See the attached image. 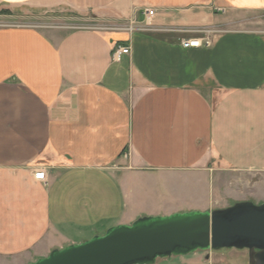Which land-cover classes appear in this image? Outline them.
<instances>
[{
    "label": "crops",
    "instance_id": "crops-1",
    "mask_svg": "<svg viewBox=\"0 0 264 264\" xmlns=\"http://www.w3.org/2000/svg\"><path fill=\"white\" fill-rule=\"evenodd\" d=\"M56 12L108 23L0 26V264L142 216L212 211L215 194L192 182L207 164L264 171V30L223 29L264 0H0V17ZM207 30H222L211 46L181 45ZM251 252L154 264H252Z\"/></svg>",
    "mask_w": 264,
    "mask_h": 264
},
{
    "label": "water",
    "instance_id": "water-1",
    "mask_svg": "<svg viewBox=\"0 0 264 264\" xmlns=\"http://www.w3.org/2000/svg\"><path fill=\"white\" fill-rule=\"evenodd\" d=\"M223 248L253 250L252 264H264V202L142 216L129 225L111 226L103 235L54 248L27 264H154L162 258Z\"/></svg>",
    "mask_w": 264,
    "mask_h": 264
},
{
    "label": "rangeland",
    "instance_id": "rangeland-1",
    "mask_svg": "<svg viewBox=\"0 0 264 264\" xmlns=\"http://www.w3.org/2000/svg\"><path fill=\"white\" fill-rule=\"evenodd\" d=\"M101 16L87 12L77 14L73 12H56L45 14H17L0 17V26L3 25H36L41 29L60 27L63 31L75 28L106 26L107 20L99 19ZM237 22L225 24L223 29H258L264 30V13L248 12L236 16ZM210 32V37L214 33ZM204 174L196 178L194 183L200 186L196 194L211 196L215 194L213 209L232 205L237 199H254L260 201L264 198V171L249 169H233L220 165L207 164ZM192 179V178H191ZM226 250V249H225ZM224 252V251H222ZM235 252V251H234ZM245 252V251H242ZM254 252V251H253ZM251 252V254L253 253ZM250 254V255H251ZM44 257V256H43ZM36 261V260H35Z\"/></svg>",
    "mask_w": 264,
    "mask_h": 264
},
{
    "label": "built area",
    "instance_id": "built-area-1",
    "mask_svg": "<svg viewBox=\"0 0 264 264\" xmlns=\"http://www.w3.org/2000/svg\"><path fill=\"white\" fill-rule=\"evenodd\" d=\"M146 13L151 14L152 11L150 9L146 10ZM129 30L133 29V26H129ZM210 31H205L202 36L199 37H191V38H186L181 40V45L183 47H208L211 46L212 44V38L210 37ZM129 52L128 47H123V46H117L114 49V57L119 56L120 54H126ZM33 177L36 180H39L41 182H46V175L44 170L38 169L34 171Z\"/></svg>",
    "mask_w": 264,
    "mask_h": 264
},
{
    "label": "trees",
    "instance_id": "trees-1",
    "mask_svg": "<svg viewBox=\"0 0 264 264\" xmlns=\"http://www.w3.org/2000/svg\"><path fill=\"white\" fill-rule=\"evenodd\" d=\"M252 261V260H251Z\"/></svg>",
    "mask_w": 264,
    "mask_h": 264
}]
</instances>
